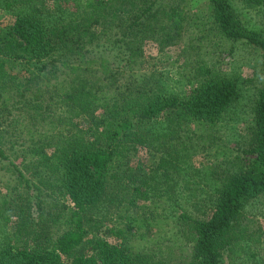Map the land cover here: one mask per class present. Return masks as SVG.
I'll return each instance as SVG.
<instances>
[{"label":"trees","instance_id":"16d2710c","mask_svg":"<svg viewBox=\"0 0 264 264\" xmlns=\"http://www.w3.org/2000/svg\"><path fill=\"white\" fill-rule=\"evenodd\" d=\"M157 1L0 0L14 16L0 26V169L15 180L13 197L0 205L16 210L0 214L9 225L0 264H223L222 253L242 252L240 233L251 222L244 209L264 196V38L230 0H201L213 29L258 49L263 70L249 139L224 171L207 169L204 191L181 152L192 141L200 149L222 141L216 127L239 89L214 66L200 67L185 95L169 91L162 74L135 69L140 51L129 38L138 28L157 29L167 42L183 20L181 9L157 10ZM239 1L248 9L264 4ZM30 64L34 72L22 75ZM137 147L157 159L145 176L123 168ZM172 175L198 212L174 217L185 239L179 257L96 240L94 255L71 258L102 228L105 200L114 207L131 194L161 195L150 183L178 184Z\"/></svg>","mask_w":264,"mask_h":264},{"label":"rangeland","instance_id":"374dc122","mask_svg":"<svg viewBox=\"0 0 264 264\" xmlns=\"http://www.w3.org/2000/svg\"><path fill=\"white\" fill-rule=\"evenodd\" d=\"M230 2L244 25L264 38V4L255 9H248L239 0ZM162 8L181 9V26L177 29V35L166 40L167 42H162L163 34L157 29L138 28L129 38L140 51L135 69L145 73L162 74V83L169 91L185 95L190 86L198 80V69L214 66L233 80L239 89L233 105L216 127L217 135L222 141L212 145L205 142L201 149L198 146L202 143L192 141L194 144H189L188 149L181 152L182 160L188 165L193 180L206 191L207 169L210 168L216 173L224 171L227 161L236 156L249 139L253 97L263 78L261 55L258 49L242 41L227 40L214 30L208 8L201 0H158L156 9ZM13 21V14L0 10V26L9 25ZM196 25L200 26L196 28ZM35 67L30 64L25 72L24 66H21V74L28 76L30 72H34ZM160 123L161 126L164 125L162 120ZM20 150L21 148H18V151ZM133 152L123 168L137 171L142 176L149 174L156 165L155 156L140 147L135 148ZM18 157L19 152L12 155L11 160L17 163ZM174 178L178 184L166 182L161 185L160 182L157 184L158 179L150 183L152 188H162L164 193L161 195L157 191L131 194L132 196L128 195L124 200L115 203L114 207L108 205L105 200L103 206H106L107 212L104 214L102 228L98 232L90 233L76 248L71 258L94 255L91 247L96 240H104L112 245L147 254H166L167 251H172L173 255L179 257L180 251L184 249L185 239L183 233L178 231L174 217L181 211L188 210L193 216L198 215V212L190 206L192 202H188L180 193L182 187L179 177ZM14 184V175L0 169V202L3 198L8 201L13 197L10 188ZM204 191L201 192L202 198H205ZM3 211L0 205V214H3ZM244 211L251 222L249 228L240 233L242 242L239 249L242 248V252L237 250L233 256L228 252L222 253L223 264H264V196L249 203ZM4 212L15 215L16 210ZM8 227L0 217V242L4 239Z\"/></svg>","mask_w":264,"mask_h":264}]
</instances>
